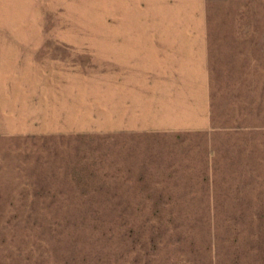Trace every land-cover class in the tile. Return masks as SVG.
<instances>
[{
	"label": "rangeland",
	"instance_id": "1",
	"mask_svg": "<svg viewBox=\"0 0 264 264\" xmlns=\"http://www.w3.org/2000/svg\"><path fill=\"white\" fill-rule=\"evenodd\" d=\"M203 39L217 128L130 129ZM0 264H264V0H0Z\"/></svg>",
	"mask_w": 264,
	"mask_h": 264
},
{
	"label": "crops",
	"instance_id": "2",
	"mask_svg": "<svg viewBox=\"0 0 264 264\" xmlns=\"http://www.w3.org/2000/svg\"><path fill=\"white\" fill-rule=\"evenodd\" d=\"M168 43L153 51L160 71L130 82V96L123 101L125 113L132 112L130 129L175 134L217 128L213 113L218 109L214 97L218 87L210 62L211 41ZM234 89L237 98L239 91Z\"/></svg>",
	"mask_w": 264,
	"mask_h": 264
}]
</instances>
